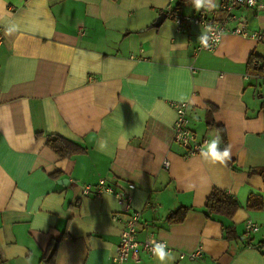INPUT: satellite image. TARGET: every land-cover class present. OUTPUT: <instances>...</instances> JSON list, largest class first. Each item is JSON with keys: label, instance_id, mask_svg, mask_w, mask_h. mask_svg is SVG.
Listing matches in <instances>:
<instances>
[{"label": "crops", "instance_id": "1", "mask_svg": "<svg viewBox=\"0 0 264 264\" xmlns=\"http://www.w3.org/2000/svg\"><path fill=\"white\" fill-rule=\"evenodd\" d=\"M179 1L181 15L205 11L190 0H0V264H44L59 238L55 264H117L126 214L114 194L82 192L100 178L136 185L139 236L166 241L172 264H264V206L247 207L264 197V177L251 171L264 168V86L248 66L264 56V8L235 9L262 40L231 29L200 50V24L167 15L155 25ZM224 1L208 13L222 18ZM182 96L197 139L218 135L231 148L225 164L174 141L171 103ZM54 135L80 149L60 157L47 145ZM215 187L239 201L232 218L206 217ZM248 220L257 230L246 232ZM123 264L157 262L142 251Z\"/></svg>", "mask_w": 264, "mask_h": 264}, {"label": "built area", "instance_id": "2", "mask_svg": "<svg viewBox=\"0 0 264 264\" xmlns=\"http://www.w3.org/2000/svg\"><path fill=\"white\" fill-rule=\"evenodd\" d=\"M242 5L254 7L257 9L264 8V2L261 0H225L221 6V11L224 12L222 18H216L210 15L208 12L202 11L197 15L184 16L179 13H174L172 8L167 10V15L179 22L181 25L183 21L193 22L200 24L203 29L207 25L213 27V33L209 34V48H204L200 42H198V49L215 50L220 44L222 38L231 29L235 34H239L243 37H253L258 40L263 39V35L259 32H250L246 26L240 21V17L235 13V9ZM235 26L231 28V25ZM219 37L217 40L216 37ZM1 40V32H0ZM257 67H261L262 64L259 61L255 62ZM261 79V83L264 86V70L262 74L256 75ZM171 105L177 111V118L175 120V136L174 141L181 145L187 151V154L193 155L200 153L201 146L205 141H209L208 138L203 140H198L195 131H193L188 126L187 108L188 102H172ZM164 165L169 167L170 162L168 159L164 161ZM137 187L134 183L121 184L119 182L111 183L106 178H100L96 184L86 185L83 187L84 194H90L91 192H96V194L101 195L102 193L108 192L114 194L117 199V203L120 207L119 211L126 214V219L124 220V228L122 231L121 239L117 247L116 254L113 255V260L117 264H123L127 259L133 258L135 260L140 259V253L142 251L146 252L151 256L149 249L151 248L150 241L155 239L157 242H164L157 238L154 232H149L144 238H140L139 232L141 230V211L136 209L133 205V199L135 196V191ZM119 220V219H117ZM257 225L252 221L248 220L246 223V232L250 233L257 230ZM169 246V245H168ZM173 251L174 249L169 246ZM180 257H188L190 259H196L202 255V250L198 249L193 252H179Z\"/></svg>", "mask_w": 264, "mask_h": 264}, {"label": "trees", "instance_id": "3", "mask_svg": "<svg viewBox=\"0 0 264 264\" xmlns=\"http://www.w3.org/2000/svg\"><path fill=\"white\" fill-rule=\"evenodd\" d=\"M181 7V2H177L175 7L173 8L174 13H178ZM261 62L262 66L257 67L255 62ZM249 69L253 74L259 75L262 74L264 70V56L252 54L249 59ZM221 135L226 141V134L222 127H220ZM47 145L55 151L60 157L68 158L71 157L72 154L80 149L79 144L71 141L63 136L54 135L49 136L47 140ZM230 165L232 161L229 162ZM252 172H256L261 174L264 177V168L252 169ZM264 206V197L259 194H252L249 197L247 207L250 209L260 210ZM240 203L234 196L230 195L228 192L221 190L219 188H213L210 195L206 199L205 202V215L207 218L211 219H219L222 217L232 218L236 211L239 209ZM225 232L227 233L226 237L230 238L229 234L232 233V229L230 227L224 226ZM61 238L52 240L47 252L44 254L42 258V262L44 264H55L56 254L59 247V243ZM257 246L264 254V240L260 241Z\"/></svg>", "mask_w": 264, "mask_h": 264}, {"label": "clouds", "instance_id": "4", "mask_svg": "<svg viewBox=\"0 0 264 264\" xmlns=\"http://www.w3.org/2000/svg\"><path fill=\"white\" fill-rule=\"evenodd\" d=\"M193 8L196 12H200L201 9L205 10V12L211 11L218 7V0H190ZM249 3H252V0H249ZM18 30V25H12L6 29L7 34H12ZM213 33V27L211 25H207L201 35L198 37V41L204 48H209V34ZM218 40L219 37L217 36ZM188 97L182 96L180 97L181 102L187 100ZM134 131L139 134L138 126L134 128ZM220 143V137L217 135L215 138L205 141V143L200 148V156L212 163L225 164L228 160L231 159V148L224 147L223 150H219L218 144ZM101 151H104L108 148V143L106 140L100 141L98 145ZM151 248L149 251L151 252V259L157 264H172L173 261L176 260L177 255L169 248L168 243L157 242L155 239L150 241ZM147 258V257H146Z\"/></svg>", "mask_w": 264, "mask_h": 264}, {"label": "water", "instance_id": "5", "mask_svg": "<svg viewBox=\"0 0 264 264\" xmlns=\"http://www.w3.org/2000/svg\"><path fill=\"white\" fill-rule=\"evenodd\" d=\"M166 17H167L166 12L161 13V15L159 16V18H158V20H157V22H156L155 25H159V24H161V22H163L164 19H165ZM224 147H225V145L223 144V141H222V139L220 138L219 148H220V149H224Z\"/></svg>", "mask_w": 264, "mask_h": 264}]
</instances>
